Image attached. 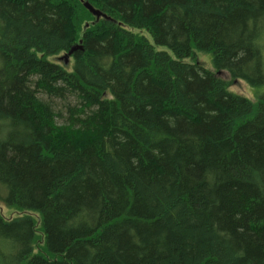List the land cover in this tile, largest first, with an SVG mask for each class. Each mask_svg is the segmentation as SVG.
Wrapping results in <instances>:
<instances>
[{"label":"trees","instance_id":"1","mask_svg":"<svg viewBox=\"0 0 264 264\" xmlns=\"http://www.w3.org/2000/svg\"><path fill=\"white\" fill-rule=\"evenodd\" d=\"M84 2L0 0V264H264V0Z\"/></svg>","mask_w":264,"mask_h":264},{"label":"rangeland","instance_id":"2","mask_svg":"<svg viewBox=\"0 0 264 264\" xmlns=\"http://www.w3.org/2000/svg\"><path fill=\"white\" fill-rule=\"evenodd\" d=\"M160 50H166V49L161 48ZM195 60H197L198 62H204L205 63L204 65L206 67L213 70V67H211L212 56L210 54L197 53ZM186 61L190 62L191 60H186ZM226 80H228V79H226ZM229 89L233 93H236L238 95H242V96L249 98V99H252V100H257V99H261L262 97H264V85H262L261 87H258V88H252L243 82H235V83L232 82ZM65 105L66 104H62V106H65ZM2 213L9 218L16 216V213L14 211H11L8 209H3Z\"/></svg>","mask_w":264,"mask_h":264},{"label":"water","instance_id":"3","mask_svg":"<svg viewBox=\"0 0 264 264\" xmlns=\"http://www.w3.org/2000/svg\"><path fill=\"white\" fill-rule=\"evenodd\" d=\"M81 1L83 2L84 7L96 18L97 21H99L100 19L111 20L110 17H108L103 12L95 9L90 3L84 2V0H81ZM88 27H89V24L86 25L85 29H87ZM79 50L82 52L84 50L82 47L81 41L77 46L72 47V49L68 53H66L64 56L60 57L58 59V61L61 62L62 64H64L65 67H69L70 63H71V57L74 55L75 52H77Z\"/></svg>","mask_w":264,"mask_h":264}]
</instances>
